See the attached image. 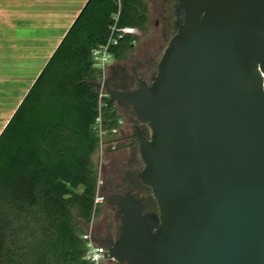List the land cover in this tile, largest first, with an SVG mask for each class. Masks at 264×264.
Returning a JSON list of instances; mask_svg holds the SVG:
<instances>
[{
    "label": "water",
    "instance_id": "1",
    "mask_svg": "<svg viewBox=\"0 0 264 264\" xmlns=\"http://www.w3.org/2000/svg\"><path fill=\"white\" fill-rule=\"evenodd\" d=\"M174 13L152 82L105 89L151 130L135 137L158 206L142 214L132 196L121 201L122 232L105 253L124 264H264V0H176Z\"/></svg>",
    "mask_w": 264,
    "mask_h": 264
},
{
    "label": "trees",
    "instance_id": "2",
    "mask_svg": "<svg viewBox=\"0 0 264 264\" xmlns=\"http://www.w3.org/2000/svg\"><path fill=\"white\" fill-rule=\"evenodd\" d=\"M148 13L144 0H87L1 130L0 264H84L82 234L98 214L96 119L109 137L120 118L107 100L98 110L91 51L115 24L145 32ZM136 39L123 36L113 58Z\"/></svg>",
    "mask_w": 264,
    "mask_h": 264
},
{
    "label": "flooded vegetation",
    "instance_id": "3",
    "mask_svg": "<svg viewBox=\"0 0 264 264\" xmlns=\"http://www.w3.org/2000/svg\"><path fill=\"white\" fill-rule=\"evenodd\" d=\"M159 18V27L152 37L142 33L145 40L139 46L136 57L121 60L113 59L108 68L105 89L116 91L135 90L140 82L150 84L157 73L159 60L169 41L176 33L174 26V5L176 0H153ZM136 44H134L133 49ZM132 49V50H133ZM110 70V71H109ZM119 110L123 128L113 145L105 150L106 160L100 166L99 192L102 195L103 216L97 226L92 224L91 236L94 243L108 250L118 240L122 232L121 201L128 196L140 201L145 209L142 214H158V206L149 186L145 185L139 175L145 164L141 155L140 142L135 137L139 133L149 140L151 130L146 124L138 122L130 107H121L112 103ZM128 124L129 127H125ZM120 138V139H118ZM106 264H124L108 259Z\"/></svg>",
    "mask_w": 264,
    "mask_h": 264
},
{
    "label": "rangeland",
    "instance_id": "4",
    "mask_svg": "<svg viewBox=\"0 0 264 264\" xmlns=\"http://www.w3.org/2000/svg\"><path fill=\"white\" fill-rule=\"evenodd\" d=\"M86 1L0 0V130L9 112L27 94L25 91L29 85L31 87ZM144 1L149 6L148 23L145 32L134 29L133 35L137 39L134 49L127 55L129 59L138 54L139 46L146 38L142 33L152 37L156 30L151 2ZM125 127L129 125L125 124ZM111 140V136L105 137L106 144L95 155L99 179L100 166L106 160L105 150L110 147ZM104 210L103 206H98L93 222L95 226L99 224Z\"/></svg>",
    "mask_w": 264,
    "mask_h": 264
},
{
    "label": "built area",
    "instance_id": "5",
    "mask_svg": "<svg viewBox=\"0 0 264 264\" xmlns=\"http://www.w3.org/2000/svg\"><path fill=\"white\" fill-rule=\"evenodd\" d=\"M134 29L124 27L118 28L116 24L111 28V34L107 42L103 45L98 46L97 48L92 49L91 58L93 62V66L100 70L101 77L98 83V110L101 111V107L104 104L105 100L108 101V95L105 90V79L108 75V68L113 62V56L110 52V49L118 44V41L123 38V36L127 34H133ZM95 130L97 132V136L100 140V148L103 146L105 139L104 132L101 126V115L96 119ZM123 128V123L120 118L117 120V124L111 130L112 140H115L120 133V130ZM110 141V145H113L115 142ZM102 202V195L99 192V182L97 192L94 198V205L98 207ZM92 230V224H90L89 228L82 234V240L85 242V251L83 255L84 264H106L107 260L110 259L108 257V253L105 248L96 245L91 241L90 233Z\"/></svg>",
    "mask_w": 264,
    "mask_h": 264
},
{
    "label": "crops",
    "instance_id": "6",
    "mask_svg": "<svg viewBox=\"0 0 264 264\" xmlns=\"http://www.w3.org/2000/svg\"><path fill=\"white\" fill-rule=\"evenodd\" d=\"M61 41V40H60ZM55 48H56V46H55ZM55 48H54V50H55ZM53 50V51H54ZM52 51V52H53ZM50 57V56H49ZM49 59V58H48ZM29 89H30V85H29V87H28ZM27 88V90L25 91V92H28V89ZM23 98H24V96H23ZM22 100V99H21ZM20 102L21 101H19L12 109H11V112H9V116H8V118L5 120V122L3 123V126H2V128H1V130L4 128V126L6 125V123L8 122V120L11 118V116L13 115V113L15 112V110H16V108L18 107V105L20 104ZM8 114V113H7ZM7 116V115H6ZM1 130H0V132H1Z\"/></svg>",
    "mask_w": 264,
    "mask_h": 264
}]
</instances>
